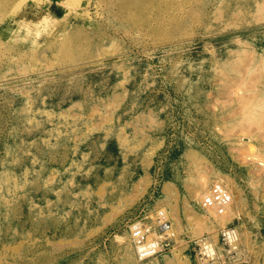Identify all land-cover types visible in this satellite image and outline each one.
<instances>
[{"label": "rangeland", "instance_id": "obj_1", "mask_svg": "<svg viewBox=\"0 0 264 264\" xmlns=\"http://www.w3.org/2000/svg\"><path fill=\"white\" fill-rule=\"evenodd\" d=\"M263 104L264 0H0V264H198L227 224L264 264Z\"/></svg>", "mask_w": 264, "mask_h": 264}, {"label": "built area", "instance_id": "obj_2", "mask_svg": "<svg viewBox=\"0 0 264 264\" xmlns=\"http://www.w3.org/2000/svg\"><path fill=\"white\" fill-rule=\"evenodd\" d=\"M231 193L222 182H215L204 196L207 206L227 204ZM161 209L155 216L135 218L129 223L130 234L140 258H148L172 249L177 233L169 218L163 217ZM222 247V252L218 249ZM198 264H227L228 258L240 252L239 229L227 224L221 228L218 238L204 234L195 243Z\"/></svg>", "mask_w": 264, "mask_h": 264}, {"label": "bare ground", "instance_id": "obj_3", "mask_svg": "<svg viewBox=\"0 0 264 264\" xmlns=\"http://www.w3.org/2000/svg\"><path fill=\"white\" fill-rule=\"evenodd\" d=\"M258 101H259V100H258ZM256 102H257V101H256ZM260 103L262 104V101H261V102L259 101L257 105H259ZM261 104H260V105H261ZM263 105H264V104H263ZM257 107H258V106H257ZM259 109H261V108H259ZM262 109H263V108H262ZM256 110H258V109H256ZM256 110H255V111H256ZM258 111H259V110H258ZM260 111H261V110H260ZM253 112H254V111H253ZM256 112H257V111H256ZM258 113H260V112H258ZM254 114H255V112H254ZM256 114H257V113H256ZM260 114H261V113H260ZM257 115H259V114H257ZM257 115H256V116H257ZM256 116H255V118H256ZM259 116L261 117V115H259ZM252 118L255 119L254 117H252ZM258 127H259V126H258ZM260 127H261V126H260ZM260 127H259L258 129H260ZM215 236H216V235H215ZM239 243H240V242H239ZM243 249H244V248H243ZM221 252H222V251H221ZM239 252H243V251H241V249H240ZM229 259H230V258H229ZM254 259H255V258H254ZM256 263H257V262H256ZM199 264H200V263H199Z\"/></svg>", "mask_w": 264, "mask_h": 264}]
</instances>
